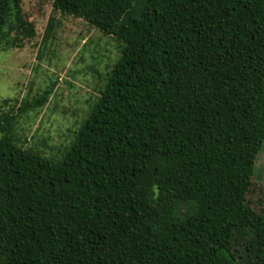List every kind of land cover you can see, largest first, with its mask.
<instances>
[{"label": "trees", "instance_id": "16d2710c", "mask_svg": "<svg viewBox=\"0 0 264 264\" xmlns=\"http://www.w3.org/2000/svg\"><path fill=\"white\" fill-rule=\"evenodd\" d=\"M52 5L119 57L58 158L0 113V264H264V0ZM25 19L0 0V45Z\"/></svg>", "mask_w": 264, "mask_h": 264}, {"label": "rangeland", "instance_id": "374dc122", "mask_svg": "<svg viewBox=\"0 0 264 264\" xmlns=\"http://www.w3.org/2000/svg\"><path fill=\"white\" fill-rule=\"evenodd\" d=\"M21 4L33 32L17 27L12 41L0 45V113L15 115L12 133L20 146L58 158L119 57V45L85 20L55 10L52 0ZM39 96L40 104L19 109ZM254 175L264 182V148Z\"/></svg>", "mask_w": 264, "mask_h": 264}]
</instances>
